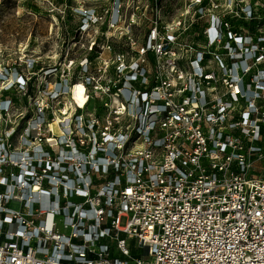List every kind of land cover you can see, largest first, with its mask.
I'll return each instance as SVG.
<instances>
[{"label": "built area", "instance_id": "built-area-1", "mask_svg": "<svg viewBox=\"0 0 264 264\" xmlns=\"http://www.w3.org/2000/svg\"><path fill=\"white\" fill-rule=\"evenodd\" d=\"M167 2L127 49L121 0L60 22L64 109L0 134V264H264V0H188L172 21ZM35 72L0 69L3 115L13 91L36 101Z\"/></svg>", "mask_w": 264, "mask_h": 264}, {"label": "rangeland", "instance_id": "rangeland-1", "mask_svg": "<svg viewBox=\"0 0 264 264\" xmlns=\"http://www.w3.org/2000/svg\"><path fill=\"white\" fill-rule=\"evenodd\" d=\"M121 1L123 11L120 12V23L117 29L110 30V40L115 42L120 39L127 49L129 40L141 43L144 39L148 21L151 19V0ZM167 4L168 21H172L184 11L188 0H168ZM82 6L96 7L102 13L106 11L107 19H110L113 0H0V69L14 66L24 68L27 61L34 63L36 68V101L25 100L24 91H13L10 98L14 99V104L9 106L4 115L0 111V134L10 135L15 132L12 141L14 145L22 141L20 136L28 120L39 115L37 109L40 105L48 103L46 115L64 109L62 105H58V100L49 98V93L54 88L55 76L54 73H47L56 66L59 41L65 40L64 46L67 44V35L61 34L60 22L63 21L68 30L74 29L77 19L71 15V11ZM21 70L25 71L28 81L32 74L27 73L26 69ZM8 86L7 81L0 83V105L3 101L1 91ZM32 129L35 131L36 126L33 125ZM127 244L132 255L140 256L145 262H149L150 259L136 249L134 241L128 240Z\"/></svg>", "mask_w": 264, "mask_h": 264}, {"label": "bare ground", "instance_id": "bare-ground-1", "mask_svg": "<svg viewBox=\"0 0 264 264\" xmlns=\"http://www.w3.org/2000/svg\"><path fill=\"white\" fill-rule=\"evenodd\" d=\"M73 99L78 103L82 104L84 102V94H83V87L81 85L76 86L72 90Z\"/></svg>", "mask_w": 264, "mask_h": 264}]
</instances>
